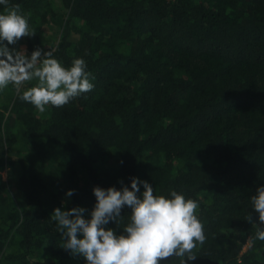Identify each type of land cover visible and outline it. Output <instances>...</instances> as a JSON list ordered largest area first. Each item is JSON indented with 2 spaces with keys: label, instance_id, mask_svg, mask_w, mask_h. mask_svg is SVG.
Here are the masks:
<instances>
[{
  "label": "trees",
  "instance_id": "1",
  "mask_svg": "<svg viewBox=\"0 0 264 264\" xmlns=\"http://www.w3.org/2000/svg\"><path fill=\"white\" fill-rule=\"evenodd\" d=\"M9 5L35 31L9 47L53 50L65 67L83 58L94 89L44 113L13 85L0 90V264H85L60 247L50 202L90 214L94 186L130 187L132 177L198 202L205 241L188 264H264L246 220L259 223L250 198L264 186V0ZM130 211L108 227L122 232Z\"/></svg>",
  "mask_w": 264,
  "mask_h": 264
},
{
  "label": "clouds",
  "instance_id": "2",
  "mask_svg": "<svg viewBox=\"0 0 264 264\" xmlns=\"http://www.w3.org/2000/svg\"><path fill=\"white\" fill-rule=\"evenodd\" d=\"M0 5L5 7L0 13V90L13 85L21 101L44 113L46 105L60 108L94 89L90 82L94 77L83 58L65 67L53 50L37 47L28 55L25 48L9 47L22 37L34 36L35 31L30 30L19 5L10 6L9 0H0ZM27 81L36 83L21 93ZM120 184V189L94 186L96 203L87 217L84 207L54 210L51 218L61 234L62 249L73 259L83 258L85 264H162L173 256L180 258V264H188L197 258L193 249L205 241L204 225L196 215L197 201L175 190L168 197L155 195L153 186L138 177L131 178L130 187L123 180ZM74 194L75 189L66 192L67 197ZM250 199L259 223L251 213L246 220L257 225L255 239L264 241V186L257 187ZM125 207L131 210L130 216L118 233L108 225L120 228Z\"/></svg>",
  "mask_w": 264,
  "mask_h": 264
},
{
  "label": "rangeland",
  "instance_id": "3",
  "mask_svg": "<svg viewBox=\"0 0 264 264\" xmlns=\"http://www.w3.org/2000/svg\"><path fill=\"white\" fill-rule=\"evenodd\" d=\"M55 32V31H54ZM47 34H49V36L52 34V31H48V33ZM46 36H48V35H46ZM48 36V37H49ZM50 39H51V37H49ZM55 37L53 36V39H54ZM56 40V39H55ZM21 48H25L26 50H27V47L25 46V45H23V46H21ZM23 87V86H22ZM21 87V88H22ZM13 93L14 92H9L8 93V96H12L13 95ZM5 100H6V95H2L1 96V98H0V103L2 104V103H4L5 102ZM2 176H3V181H7V172L5 171V172H3L2 173ZM49 208H50V212H51V214H53V212H54V210L56 209V208H60L61 210H70V209H68V208H66L62 203H59V202H55V201H51L50 202V204H49ZM86 215V217L89 215V214H85Z\"/></svg>",
  "mask_w": 264,
  "mask_h": 264
}]
</instances>
